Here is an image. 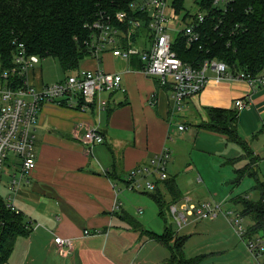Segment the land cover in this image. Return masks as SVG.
Wrapping results in <instances>:
<instances>
[{"label":"crops","instance_id":"obj_1","mask_svg":"<svg viewBox=\"0 0 264 264\" xmlns=\"http://www.w3.org/2000/svg\"><path fill=\"white\" fill-rule=\"evenodd\" d=\"M106 59L118 66L107 69ZM84 65L121 73L125 90L103 91L90 103L59 99L42 105L34 130L36 167L30 173L21 169L11 176L20 165H8L5 174L13 179L21 175L14 186L1 173L0 191L4 187L6 197L0 194L22 212L32 228L30 234L17 237L4 264H166L169 256L160 248H169L170 242L149 236L156 232L150 225H160V221L146 214L149 201L141 203L149 200L143 195L147 192L130 189L127 173L165 148L171 150L169 168L175 150L184 143L177 137L186 141L190 129L196 132L193 149L199 152L221 156L224 163L243 154L242 147L224 134L200 126L208 120V107L237 109L238 98L248 103L239 111L238 132L260 160L264 157V86L211 79L200 93L186 98L183 107L173 111L169 89L159 87L157 77L142 72L136 57L127 60L107 49L99 57L89 56ZM42 70L35 65L26 73L37 89L66 77L45 79ZM182 124L183 130L179 129ZM91 125L99 126L104 142L85 144L84 133ZM248 162V158L242 159L241 165L233 166L234 172ZM183 169L201 170L196 162ZM259 169L258 163L257 174ZM168 173L176 177L183 194L179 174L169 169ZM158 188L166 189L164 180ZM167 224L164 220L161 233ZM56 235L72 239L73 248L58 246ZM147 247L156 249L158 260L142 259Z\"/></svg>","mask_w":264,"mask_h":264},{"label":"built area","instance_id":"obj_2","mask_svg":"<svg viewBox=\"0 0 264 264\" xmlns=\"http://www.w3.org/2000/svg\"><path fill=\"white\" fill-rule=\"evenodd\" d=\"M174 1L176 0H133L132 9L142 14L138 19L132 18L127 11L100 12L96 19L85 24V28L90 31L86 44L92 56L99 57L105 50L112 49L115 56L127 60L136 57L142 62L140 67L142 72L157 77L159 87L168 86L173 111L181 109L186 98L200 93L211 79L216 83L243 80L252 87L264 86V72L252 74L243 69L232 71L225 61L219 59L207 58L198 64L183 61L173 49V43L180 34L185 35L188 45L199 41L198 27L205 22L207 12L202 8L201 0H192L198 6L197 12H192L186 4L187 0H183L185 7L179 12ZM232 1L212 0V4L227 8ZM143 15L148 17L146 26L142 19ZM127 20H130L132 25L124 29L122 25ZM179 22L184 23V28L178 30L176 24ZM238 28L240 26L236 24L233 33ZM170 29L178 31L175 39L169 33ZM40 59L36 54H28L24 44L21 43L15 55L17 66L0 72V178L9 150L21 157L23 173H30L36 167L34 130L42 105L59 99L71 103L78 101L90 103L103 91L125 90L122 86L121 73L81 68L60 81L37 89L29 82L26 73L39 63ZM211 72H214V75H211ZM16 74H22L24 77L13 78ZM235 106L241 111L248 106V103L238 98L235 100ZM179 129L183 130L185 126L179 125ZM104 140L99 126L91 125L86 128L85 144L92 146ZM170 159L171 150L165 148L148 162L129 171L125 179L130 189L155 190L158 181L169 178ZM17 182L18 179L14 178L13 186ZM180 200L186 202L178 207ZM180 200L169 207L180 226L188 222L189 215L216 218L219 214L218 208H221V205L212 208L210 203L202 205L189 203L192 200L189 196ZM7 204L10 208L20 211L12 202ZM243 218L241 213H237L236 218L230 219L234 224L240 225ZM54 241L67 250L73 248V241L70 238L56 235ZM247 245L256 257H264V236L250 240Z\"/></svg>","mask_w":264,"mask_h":264},{"label":"trees","instance_id":"obj_3","mask_svg":"<svg viewBox=\"0 0 264 264\" xmlns=\"http://www.w3.org/2000/svg\"><path fill=\"white\" fill-rule=\"evenodd\" d=\"M133 0H0V67L1 71L16 67L15 55L23 43L28 54H36L41 59L52 57L70 75L80 68L81 61L92 56L86 40L90 34L85 24L96 19L100 12L115 13L127 11L132 18L141 17V12L131 7ZM180 12L185 7L183 0L174 1ZM206 10V20L199 27L200 40L188 45L185 35L180 34L173 43V49L183 61L200 63L209 59L225 61L230 69H243L252 74L264 72V0H233L227 8L212 4V0H201ZM134 16V17H133ZM144 26L148 17L142 16ZM238 28L235 33V25ZM132 23L127 20L122 27L130 28ZM135 58V57H134ZM140 61V60H139ZM140 66L142 62L140 61ZM67 75V76H68ZM24 77L16 74L13 78ZM169 89L168 86L165 87ZM208 120L200 126L227 136L228 141L237 143L243 154L228 162L249 159V162L236 168L239 183L245 175L255 177L254 189L258 198L238 196L236 201L243 205L242 215L248 216L253 222L250 234L264 231V180H260L256 167L259 157L248 142L238 132V109L226 107H208ZM160 181H158L159 184ZM164 186L174 198V202L183 197L177 185L176 177L164 180ZM160 208V215L166 223V204L162 191L158 188L149 193ZM31 225L25 221L21 211L10 208L0 194V264L8 261L17 237L30 234ZM155 240L170 242L172 256L169 264H196L199 259H188L184 253L187 236L174 232L170 223L163 233L149 232Z\"/></svg>","mask_w":264,"mask_h":264},{"label":"rangeland","instance_id":"obj_4","mask_svg":"<svg viewBox=\"0 0 264 264\" xmlns=\"http://www.w3.org/2000/svg\"><path fill=\"white\" fill-rule=\"evenodd\" d=\"M186 4L191 8L192 12L198 11V6L195 1L192 2V0H187ZM176 26H178V30L182 29L184 28V23L179 22ZM177 32L178 31L173 29L169 31L173 39H175ZM87 59L88 57L83 59L79 68H87V66L84 65ZM105 65L107 69H109V67L118 66L115 61H110L109 59H106ZM36 66H41L43 68L42 73L45 79H57L68 75L67 72L63 71L60 63L52 57L40 59V62L37 63ZM190 133L186 141L177 137V139L184 141V143H180L179 151L174 149V159L168 169L173 174H179V180L181 183L183 182L182 188L185 191L183 196H191L192 198L189 203H194L196 205L210 203L212 208H217V205H221V208H218L219 214L213 219L210 217L201 218L196 215H189L188 222L182 226L175 220L169 208H165V217L168 223L173 226L174 232L181 236H187L184 245L185 256L188 259H199L196 264H264V257H256L247 245L250 240H255L258 236H264V231L261 230L251 235L249 228H251L253 222L248 216L243 215L244 218L240 222L241 228L239 224H234L230 219L236 218L237 213H241L243 210V205L236 201L238 196L241 195L249 199L258 198V192L253 187L256 181L255 177L245 175L239 183L234 182L237 174L234 172L233 166L236 165L238 167L237 164L241 165L239 162H241L242 159L233 163L228 161L224 163L221 156L199 152V150L193 149V139L196 132L194 129H190ZM7 155L8 162L5 160L3 163L4 166L2 167V179L8 181L11 179L13 180V177L11 178L8 174L4 173V171L8 169V165H12L14 162L18 164V166L20 165L18 170L11 172V176L17 171H19L20 174L22 165L21 157L16 152L9 150ZM192 162H196V164L200 166V172L197 170L190 172L184 171V166ZM259 166V179L264 180V157L259 160ZM20 176H17V179H19ZM200 176H202L203 179H200ZM154 191L155 190H139V192H147L143 195L144 198L149 200H144V202L141 203L144 205L145 201H149L145 206L147 210L146 214H149L152 220L156 219L160 221V225L151 224L149 228L161 233L164 220L159 215V207L156 206L157 204L151 199L153 197L148 194L154 193ZM0 193L4 194L6 197L4 187L1 188ZM162 195L167 205L174 202V198L167 189L162 192ZM184 202H186V200H180L178 202V207H181V204ZM228 212H232V214H227ZM146 214L144 216H146ZM173 244L174 241L172 242L171 240L170 246ZM160 250L164 255L167 253L169 259L171 258V247L167 248L164 246L160 248ZM150 257H152L153 261L158 260L156 249L150 250L147 247L142 253V259H150Z\"/></svg>","mask_w":264,"mask_h":264}]
</instances>
